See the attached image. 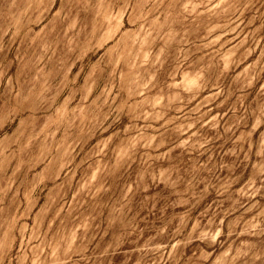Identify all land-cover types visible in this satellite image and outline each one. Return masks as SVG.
Listing matches in <instances>:
<instances>
[{
    "label": "rangeland",
    "instance_id": "1",
    "mask_svg": "<svg viewBox=\"0 0 264 264\" xmlns=\"http://www.w3.org/2000/svg\"><path fill=\"white\" fill-rule=\"evenodd\" d=\"M0 264H264V0H0Z\"/></svg>",
    "mask_w": 264,
    "mask_h": 264
}]
</instances>
